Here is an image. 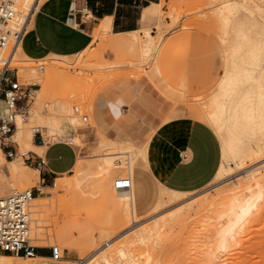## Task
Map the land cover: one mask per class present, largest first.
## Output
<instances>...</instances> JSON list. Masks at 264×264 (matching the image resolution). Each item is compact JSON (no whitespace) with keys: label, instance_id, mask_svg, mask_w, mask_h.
Returning a JSON list of instances; mask_svg holds the SVG:
<instances>
[{"label":"rangeland","instance_id":"obj_1","mask_svg":"<svg viewBox=\"0 0 264 264\" xmlns=\"http://www.w3.org/2000/svg\"><path fill=\"white\" fill-rule=\"evenodd\" d=\"M158 3L160 9L154 15V22L146 25L148 30L137 34L140 43L135 36L127 35V43L122 41L117 47L111 48L108 44L114 37L108 36L95 40L89 50L80 56L70 59L49 58L41 62L30 60L22 54L20 48L12 67L19 70L22 83H39L41 89L37 88V98L29 117L25 120L17 118L18 128L30 133L28 139H21L17 133L6 141L8 146H12L10 149L0 139V150H3L4 155V160L0 159V191L6 193L3 196L46 187V184H42L40 172L38 181L34 180L33 171L36 169L24 161L28 156L22 157L32 150V136L37 130H41L46 144H53L59 138H64L68 129L78 131L86 126L96 127L94 102L100 96L108 99L106 90L110 85L121 84L128 92L126 95L133 96L132 104L140 112L136 129L141 132L144 140L151 136L150 144L160 141L166 144L164 139L173 143L172 134H177L181 127L196 119L210 127L206 119L210 120L208 110L220 96L217 90L222 78L233 73L238 62L221 41L225 28L219 17V7L215 5V0H158ZM244 16L252 23L256 21L254 15H241ZM259 27L261 28L260 25ZM259 27L252 29L254 36L258 33L257 29L260 30ZM235 32L232 27L231 40L236 48L242 50L240 55L245 57L249 45H239L240 39ZM148 35L157 39L155 46L151 47L152 52H148L149 55L145 52L143 54V43L148 40ZM261 41L264 42V37ZM158 51L160 52L157 54ZM42 66L44 69L40 71ZM262 66L264 67V55ZM262 73L254 74L258 82L255 79L242 86V97L246 101L249 99L254 102L256 93L264 92ZM58 107H63L65 116L55 119L53 114ZM75 107L81 109L80 116H74ZM83 116L88 117L87 123L83 122ZM53 120L58 122L57 126L52 124ZM247 132L243 135V142L246 144L253 145L258 139H264L263 134L256 138L251 130L248 129ZM167 133H170L171 139ZM99 136V148L119 149L118 153H129L136 160L135 169L131 172L126 167L115 172L112 177L100 180L94 172L97 164L91 167L88 165L94 162L91 156L96 155V149L88 148L85 153L83 151L80 157H87L86 161L89 162H83L81 169H73L69 174L60 176L56 182H47L48 188L43 189L42 198H37L36 195L38 208L34 202L32 205V219L43 220L40 232L44 235L40 238L48 240V243L40 241L35 245H57L62 249L55 236L58 234L57 237L62 242L67 232L61 230L68 228L71 232L68 242L75 245L74 253L71 254L67 247L62 249L65 259L60 263L53 260L34 262L30 260L33 258L13 257L6 261L7 264H78L79 260L84 261L97 248L112 242H116V246H130L129 251L134 257L130 256V260L128 258L125 263L209 264L203 255L204 244L207 242L205 237L212 229L211 218L223 210L228 201L240 191L252 187L256 191L262 189L264 193V153L259 157L252 153L234 157L229 150H223L219 139L224 166L232 164L228 165L229 169L210 186L196 193L180 196L161 190L156 205L159 193L156 179L148 169V164L141 159L146 155L147 148L136 149L129 143L108 141L112 144L110 145L104 142L108 140L106 136ZM34 139L33 137V143ZM74 144L81 145L83 149L87 146L78 138L74 140L73 146ZM9 150L17 152V155L10 158L7 154ZM235 152L245 151L236 148ZM241 161L244 166L239 170L237 162ZM9 163H12L11 167L23 165L25 173L20 172L18 178H12L8 174ZM253 170H258L260 180L255 185L244 178L249 174L248 171ZM2 171L7 174L6 181L2 179ZM128 176L136 180L138 216L134 209L133 190L117 192L113 187L115 180ZM55 184L58 186L55 187ZM192 207L194 208L190 214ZM35 210H40L41 213L34 217ZM180 216L184 217L181 223L179 221L177 225L166 226L161 230L154 229L157 222L163 225L170 218ZM32 227L35 229V221ZM86 232L93 242H84L83 235ZM140 234H150L152 238L146 243H140L137 240ZM238 241L239 246L232 248L220 262L214 264H264V200ZM107 253L118 260L115 251L109 250ZM1 254L7 253L0 251ZM137 256L138 262L133 261Z\"/></svg>","mask_w":264,"mask_h":264},{"label":"crops","instance_id":"obj_2","mask_svg":"<svg viewBox=\"0 0 264 264\" xmlns=\"http://www.w3.org/2000/svg\"><path fill=\"white\" fill-rule=\"evenodd\" d=\"M36 5L29 27L22 38L21 50L22 54L30 60L41 62L49 58L70 59L80 56L89 50L95 40L108 36L114 37V40L108 44L111 48L117 47L122 41L127 43L125 39L127 35L135 36L136 41L140 43L137 34L148 30L146 25L154 22L156 17L154 15L158 12L157 7L160 3L158 0H39ZM215 5L219 7V17L225 28L221 41L230 51L232 58L238 61L234 72L222 78L220 90H217L220 96L213 106L214 119L209 120L206 117L215 132L195 118V121L181 127L177 134H172L173 143L170 142L171 140L167 142L164 139L166 144L162 141L150 144L151 136L144 140L141 132L136 129L140 112L132 104L133 96L126 95L128 92L121 84L110 85L106 90L108 99L100 96L94 102L93 110L97 126H86L78 131L68 129L64 133L66 138L73 137L84 141L87 145L84 149L77 144L74 146L66 143L44 145L37 143L36 139L33 143L34 135L32 136L30 142L32 150L29 154L27 153L31 160L28 164L36 169L31 170L34 172V180L38 181V172H40L42 184H46V187L40 188L42 193H44L43 189L48 188L47 182H56L60 176L69 174L73 169L75 171L81 169L83 162L88 163L86 157L78 165L79 157L83 155V151L87 152L88 148L96 149V155L91 156L94 162L88 165L91 167L97 164L94 172L100 180L108 179L115 172H120L126 167L131 172L135 169L136 160H133L129 153H118L119 149L99 148V135L106 136L108 140L104 142L110 145L112 144L108 141L119 144L129 143L136 149L147 148L146 155L141 159L148 164V169L152 171L156 179L159 189L156 205L160 199L161 190L177 194L196 193L207 188L217 179L224 166L220 140L225 152L226 146L230 145L234 139L238 140L236 148L241 151H246L254 145L243 142V135L247 132L244 129L245 126L251 125V133L256 138L263 134L261 125L264 124V92H257L256 101L252 102L242 97L241 89L244 84L256 79L254 75L256 72H263L264 82L262 66L264 42L261 41L264 37V0H215ZM245 13L256 16V21L252 23L248 17H241ZM102 23L109 26L108 31H100L99 27ZM232 27L236 31V37L240 39L239 45H249L245 57L243 54L240 55L242 50L233 45ZM257 27L260 30L257 29L258 33L254 36L252 29ZM15 61L16 58L13 63ZM123 83L129 82L123 81ZM54 111L55 119L65 116L63 107H58ZM52 124L57 126L58 122L53 120ZM233 126H235L234 129ZM17 131L18 125L15 136ZM167 135L171 139L170 133ZM109 151L114 152L109 153ZM42 153L43 155H39ZM40 158L46 161V165L39 168L37 164ZM9 164L8 174L12 178H18L11 170L12 163ZM97 171L101 173L100 176L97 175ZM2 173V179L6 181L7 174L3 171ZM132 180L134 209L137 215L136 180L133 177ZM57 186L58 184H55V187ZM5 194V191H0V195ZM37 198H42L41 194H38ZM62 231L67 232L66 238L60 242L56 234L55 239L61 244L62 249L67 247L73 254L75 245L68 242L71 232L68 228H62ZM83 236L84 242H93L88 232ZM37 256L30 260H52L48 249H39ZM8 258L13 256L1 254L0 264H7ZM72 261L76 262L75 259Z\"/></svg>","mask_w":264,"mask_h":264},{"label":"built area","instance_id":"obj_3","mask_svg":"<svg viewBox=\"0 0 264 264\" xmlns=\"http://www.w3.org/2000/svg\"><path fill=\"white\" fill-rule=\"evenodd\" d=\"M35 12L34 6L30 7L27 14L24 5L20 0H0V139L3 145L11 140L17 130V118L24 120L29 117L32 106L37 98L38 83L24 84L21 82L19 70L13 68V61L19 48L22 38L27 31L28 23ZM43 67V66H42ZM39 70L42 71L43 68ZM74 116L81 115V109H73ZM84 123L88 117L83 116ZM34 138L41 144H46V138L41 130L34 133ZM74 138H59L55 143H66L73 145ZM10 158L17 155V152L8 151ZM29 154V153H28ZM23 154L22 157L28 156ZM30 162V158L25 159ZM38 167H44L46 161L40 158ZM114 189L117 192L130 190L132 180L130 178H119L114 182ZM43 194L40 188L16 192L11 195L0 197V251L15 257L35 258L39 249H48L51 252V259L54 262H61L65 259L64 253L57 245L40 247L35 245L38 242L32 233V201L36 195ZM48 243V240H42ZM39 243V242H38ZM78 264H85L79 260Z\"/></svg>","mask_w":264,"mask_h":264},{"label":"bare ground","instance_id":"obj_4","mask_svg":"<svg viewBox=\"0 0 264 264\" xmlns=\"http://www.w3.org/2000/svg\"><path fill=\"white\" fill-rule=\"evenodd\" d=\"M38 1L39 0H22V5H24V7L26 9L25 14H27V12L31 6L32 7L34 6V8H35L37 6L36 4ZM157 8L159 10L160 6H158ZM29 24L30 23H28L27 29L29 27ZM99 28H100V31L101 30H104V31L109 30V26L106 23L100 24ZM97 32L99 33V31H97ZM98 33H97V36H98ZM147 39L148 40H147L146 44H145V42L143 44L144 50H145V51L143 50V54L145 52L147 55H149L148 52L151 50V47L155 46L154 44L156 43L157 39L155 40V37L150 36V35H148ZM181 47H182V45H181ZM150 52H152V50ZM159 52L160 51H158L157 54ZM17 54H18V52H17ZM16 55H15V58L17 57ZM15 58H14V60H15ZM215 103L216 102L212 103V105H211V107L207 113L210 120L214 119L213 106ZM0 106L1 107L3 106L2 103H0ZM17 125H19V122H17ZM234 127L235 126H233V129H234ZM248 129L252 131V126L251 125L245 126L244 131H248ZM261 129H262V132L264 135V124L261 125ZM18 131H17V133L21 139H24V140L28 139L27 136L30 133H28L27 131H24L22 129H19V128H18ZM263 140L264 139L261 138L256 144H254L250 149L246 150L243 153L235 152L237 142H238L237 139H234L230 145H227L226 149L229 150L230 152H232L231 156L233 155L234 157H238V154H243V155L247 154L248 155L249 153H252L254 155H257V157H259L260 154L264 153V143H263L264 141ZM85 158L86 157H79L78 165H80L85 160ZM0 159L4 160V155H3V152L1 150H0ZM228 165H232V164H228ZM228 165L223 166L219 176L223 175L224 171L229 169ZM237 165H238L239 170H240L241 168H243L242 166H244V162H242V161L237 162ZM11 170L15 176H19L20 172L25 173V167L23 165L14 166V167H12ZM257 171L258 170L248 171L249 174L245 175L244 178L247 181H251L254 185L260 183V180H258V172ZM100 174L101 173L99 171H97V175L100 176ZM127 178H130L132 180V177H127ZM133 187H134V184H133V180H132V188L130 190H125V191L130 192L131 190H133ZM167 193L173 194L170 192H167ZM179 195L182 196L181 194H179ZM0 197H5V196L1 195ZM263 200H264V193H263L262 189H261V191H256L255 188H252V187L247 188L243 191H240L235 196H233L228 201V203L226 204L224 209L221 210L219 213H217L214 217L211 218L212 229H210V231L208 232V234L205 237V240L207 242L204 244L205 252L203 255L204 258L206 259L207 263L214 264L217 261L220 262V260L223 259L225 257V255L232 248L240 245V242L238 241V237L241 235V233L243 232V230L247 226L249 220L258 211L259 206ZM33 202H34L35 207L38 208V204L36 203L37 200L34 199L32 201L31 205H33ZM32 208H33V206H32ZM193 208L194 207L190 208V211H189L190 214H191V211H193ZM194 209H196V206ZM31 211H32V209H31ZM34 213H35L34 214V217H35V216H37L38 213H41V212H40V210L39 211L35 210ZM183 218L184 217H181V216L178 218L172 217L166 221V224H163V225H160L161 223L157 222L154 229L155 230H161V229L165 228L166 226L169 227L170 225L172 226L173 224L177 225V222L180 221V223H181V221H183L182 220ZM34 221L36 223V227H35V229H33V227H32L33 237L36 240H38V242H40V241H42V238H40V237H42L44 235L42 232H40L41 231L40 228H42L40 223L43 222V220L39 221L37 219H32V225L34 224ZM180 223H178V224H180ZM150 238H152V235H150V234L147 236H145V234L144 235L140 234V236H138L137 240H139L138 242H140V243H146V241H148ZM137 240H136V242H137ZM40 247H47V246H40ZM129 247L130 246L126 247V245L116 246V242L107 243L104 246L97 248L90 256L86 257L84 259V263L85 264H133L132 258L134 256L132 255L133 253L129 251ZM109 250L116 252V254L118 256V260L113 259L112 256L107 253ZM5 255H7V254H5ZM10 256H12V255H10ZM130 256H132L131 261H130L132 263H125V260H127L128 258L130 260ZM13 257H15V256H13ZM37 257L38 256H36L35 258H37ZM16 258H26V257H16ZM35 258H33V259H35ZM136 258L138 259V256L135 257V259H133V261L136 260L138 262V260ZM7 260H12V258H8ZM34 262H41V260L36 259V260H34ZM58 263H60V262H58Z\"/></svg>","mask_w":264,"mask_h":264}]
</instances>
